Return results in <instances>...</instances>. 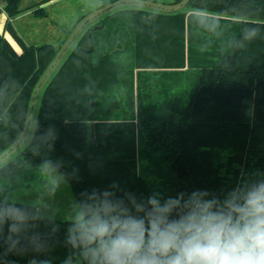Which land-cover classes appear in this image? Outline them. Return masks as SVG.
Masks as SVG:
<instances>
[{"label":"trees","instance_id":"1","mask_svg":"<svg viewBox=\"0 0 264 264\" xmlns=\"http://www.w3.org/2000/svg\"><path fill=\"white\" fill-rule=\"evenodd\" d=\"M20 1L6 0L9 16ZM139 2L105 0L17 57L0 49V203L38 212L10 197L46 161L77 200L114 182L138 198L219 195L264 174V0ZM55 223L48 253L0 246V264H63L67 223Z\"/></svg>","mask_w":264,"mask_h":264},{"label":"clouds","instance_id":"2","mask_svg":"<svg viewBox=\"0 0 264 264\" xmlns=\"http://www.w3.org/2000/svg\"><path fill=\"white\" fill-rule=\"evenodd\" d=\"M48 134L54 139L53 130ZM55 220L28 205L0 203L3 255L48 253L60 228ZM64 221L72 251L63 264H264V174L219 195L196 189L167 198L159 192L138 198L114 182L82 192ZM41 224L50 231L41 232Z\"/></svg>","mask_w":264,"mask_h":264},{"label":"crops","instance_id":"3","mask_svg":"<svg viewBox=\"0 0 264 264\" xmlns=\"http://www.w3.org/2000/svg\"><path fill=\"white\" fill-rule=\"evenodd\" d=\"M84 2L87 1L21 0L22 11L11 17L5 9L6 0H0V49L17 57L30 44L57 43L64 36L60 24L68 19L74 21L75 8L85 10L82 13L90 11L78 8ZM91 17L87 15L84 19L89 21Z\"/></svg>","mask_w":264,"mask_h":264},{"label":"rangeland","instance_id":"4","mask_svg":"<svg viewBox=\"0 0 264 264\" xmlns=\"http://www.w3.org/2000/svg\"><path fill=\"white\" fill-rule=\"evenodd\" d=\"M86 1L87 2H84V6L78 8H87L88 10H90L84 12L89 16L93 15L101 9H104V6L101 5H103L105 0ZM127 1L137 2V0ZM140 2L149 6L155 5L162 8L172 7V0H140ZM58 7H60V5ZM83 11L76 10L75 8V11H72L76 16L73 20L75 21ZM67 21L63 24H60V29L62 31L71 28L74 24V21ZM10 198L14 201L35 204L38 207V212L45 213L49 216H55L57 219L61 220H64L65 218L70 216L72 205L74 201L77 200L63 176L60 175L55 169H50L48 166H45L43 177L40 182H37L29 187H19L15 189L11 193Z\"/></svg>","mask_w":264,"mask_h":264},{"label":"water","instance_id":"5","mask_svg":"<svg viewBox=\"0 0 264 264\" xmlns=\"http://www.w3.org/2000/svg\"><path fill=\"white\" fill-rule=\"evenodd\" d=\"M160 9H163V8H161V7H160ZM63 53H64V52H63ZM59 60H60V59H58V60H57V62L55 63V65H54V66H56V65L58 64ZM44 80H45V79H44ZM36 95H37V92H36V94H35V96H34V101H33V104L35 103V98H36Z\"/></svg>","mask_w":264,"mask_h":264}]
</instances>
